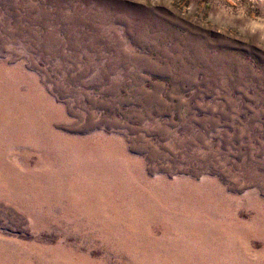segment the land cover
Returning <instances> with one entry per match:
<instances>
[{
  "label": "rangeland",
  "instance_id": "374dc122",
  "mask_svg": "<svg viewBox=\"0 0 264 264\" xmlns=\"http://www.w3.org/2000/svg\"><path fill=\"white\" fill-rule=\"evenodd\" d=\"M0 264H264V0H0Z\"/></svg>",
  "mask_w": 264,
  "mask_h": 264
}]
</instances>
